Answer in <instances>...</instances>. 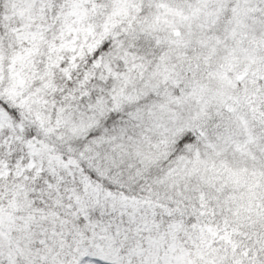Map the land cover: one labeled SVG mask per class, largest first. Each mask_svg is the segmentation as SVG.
I'll return each mask as SVG.
<instances>
[{"label": "snow or ice", "instance_id": "6c2138e0", "mask_svg": "<svg viewBox=\"0 0 264 264\" xmlns=\"http://www.w3.org/2000/svg\"><path fill=\"white\" fill-rule=\"evenodd\" d=\"M0 264H264V0H0Z\"/></svg>", "mask_w": 264, "mask_h": 264}]
</instances>
